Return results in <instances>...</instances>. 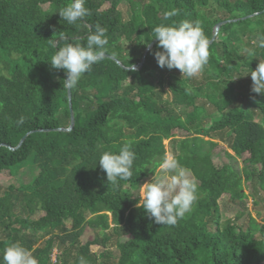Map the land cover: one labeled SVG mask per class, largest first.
<instances>
[{
	"label": "trees",
	"instance_id": "obj_1",
	"mask_svg": "<svg viewBox=\"0 0 264 264\" xmlns=\"http://www.w3.org/2000/svg\"><path fill=\"white\" fill-rule=\"evenodd\" d=\"M122 1L86 0L91 15L83 24L69 25L59 11L71 0H0V173L26 166L34 171L27 183L10 185L0 196V262L11 243L34 250L29 231L49 236L36 250L38 264H50L55 240L64 248L60 264H68L73 250L72 264L81 256L87 264H109L106 254L91 250L105 241L81 242L90 226L103 232L124 228L131 235L119 243L121 257L114 264H264V225L245 212L240 216L248 217L246 228L236 222L220 225L218 219L210 228L208 221L224 195L243 206L245 183L256 179L264 191V96L249 90L250 100L240 106L236 90V77L264 62V48L252 58L240 53L249 32L264 36V0H126L128 19L119 9ZM172 8L180 14L165 21L163 13ZM183 20L198 23L209 41L216 25L229 21L209 43L204 82L159 67L153 55L162 51L158 41L140 68L127 67L141 61L155 39L154 27ZM96 24L107 29V56L71 90L74 124L58 130L69 127L71 113L66 73L50 65L57 49L48 39L58 41L55 33L63 32L70 42L84 43ZM165 87L171 94L167 104L160 94ZM198 100L218 114L207 124L202 123L205 104ZM176 130L194 135L174 139V155L194 175L198 200L175 226L158 225L136 207L132 190L154 173L166 152L164 140ZM221 132L231 136L234 155L227 153L229 162L216 166L213 135ZM127 142L136 152L133 176L114 188L97 161ZM241 159L253 169L241 168ZM19 202L25 217L15 213ZM40 211L42 216L31 218Z\"/></svg>",
	"mask_w": 264,
	"mask_h": 264
},
{
	"label": "clouds",
	"instance_id": "obj_2",
	"mask_svg": "<svg viewBox=\"0 0 264 264\" xmlns=\"http://www.w3.org/2000/svg\"><path fill=\"white\" fill-rule=\"evenodd\" d=\"M179 14V9L172 8L163 13V18L168 21ZM59 15L67 24L76 25L83 24L91 11L86 7V0H71L59 11ZM152 32L158 41L157 47L162 48V51L153 53L159 67L178 69L187 79L203 72L210 56L209 40L198 23L183 20L170 25L162 24L154 27ZM55 34L59 36L58 41L48 39L49 45L57 49L49 63L57 70H64L67 78L63 80V87L70 91L107 52V29L96 24L88 29L87 36L83 38L86 42L75 44L63 32ZM252 44V47L245 48L249 58L256 56V47L264 48V36H259ZM127 67L135 71V66ZM250 76L252 92L264 95V62H259L255 70L250 71ZM23 120L21 117L18 123H23ZM135 159L136 152L132 150L131 142H127L118 153L104 152L97 162L106 173L108 184L118 188L121 181L132 178ZM158 169L160 176L144 183L135 194L138 197L136 207H142L145 214L158 225L175 226L192 211L198 200L199 186L190 170L182 166L172 153L162 157ZM0 264H38V261L28 249L14 242L4 249ZM77 264H87V261L81 256Z\"/></svg>",
	"mask_w": 264,
	"mask_h": 264
},
{
	"label": "rangeland",
	"instance_id": "obj_3",
	"mask_svg": "<svg viewBox=\"0 0 264 264\" xmlns=\"http://www.w3.org/2000/svg\"><path fill=\"white\" fill-rule=\"evenodd\" d=\"M104 7H108L106 4ZM119 9L122 11V15L124 19H128L131 14V7L126 0H123L119 6ZM257 39L255 33L249 32L246 37L244 38V43L241 45L240 53L243 56L247 55L245 51L246 47H252V42ZM259 47H256L258 49ZM171 72L176 73L178 75H182L178 69H170ZM195 81L198 83L204 82L205 78L203 74H199L197 77H194ZM236 85H237V93H240L239 99L237 104L242 106L245 105L251 98V93L249 90L252 89V80L250 76V72L247 69H244L243 72L236 77ZM252 92V90H251ZM160 94L162 97L163 104H167V102L171 99V94L165 87L164 90H160ZM257 96L256 93L253 92ZM264 96V95H262ZM201 104H205L206 113L202 118V123L207 124L210 117L216 118L218 114L214 110L213 106L209 103H205L202 100H198ZM176 111L183 113V109L176 107L175 105H170ZM257 121H260V116L256 117ZM191 137L194 135H190L188 132L184 130H176L173 133L171 138L164 140V145L166 149V153L175 154L178 152V147L174 142L176 138H183V137ZM208 140V138H205ZM213 141L217 143L216 148L213 150V163L216 166H221L224 163H228L227 153L234 155L232 150L230 149L231 144V136H229L226 132H221L218 134L213 135ZM239 166L241 168L245 166H249L247 162H243V160H239ZM259 168V166H255ZM250 170V166L248 167ZM34 173L33 169L29 166L23 167L19 171L9 173V172H2L0 173V196L4 194L7 188L10 185L18 187L20 183H27L31 178L32 174ZM160 176V172L158 167L155 169L154 173L151 174L149 177L145 178L141 184L132 190L133 196L138 199L135 194H138L140 186H142L146 182H151L153 177L158 178ZM244 192L247 194V198L243 200V206L240 204H235L227 195H224L220 198L218 202V209L217 211L208 219L209 227L213 228L215 225V220L220 221V225H225L229 222H236L239 225H242L244 228L248 226V217L240 216V213L245 212L247 215L251 216L259 225H264V191H262L257 183L256 179H253L251 182L244 184ZM24 204L23 202H19L15 209V213H22L23 217L26 214L23 212ZM44 214L43 211L36 212L32 215V219H37ZM68 225L71 224L70 221H67ZM29 238L34 242V250L31 252L32 256L36 259V250L42 248L44 246L45 241L49 238V236H45L41 233L32 234L31 232H27ZM258 236V234H256ZM98 237L100 241H105V245L103 243L100 244H93L91 246V250L97 254H106L104 256V260L107 261L109 264H114L120 257H121V249L119 248V243L127 241L131 235L124 229L120 228L118 230H109V231H101L94 229L90 226H87L85 229L84 234L81 236V242L85 243L90 239H94ZM79 244L77 245L78 248ZM52 254H51V261L50 264H60L58 262V257L64 252V248L61 244V241L55 240L52 242ZM74 256H76V250H73V254L70 257V261L68 264H72L74 262Z\"/></svg>",
	"mask_w": 264,
	"mask_h": 264
},
{
	"label": "water",
	"instance_id": "obj_4",
	"mask_svg": "<svg viewBox=\"0 0 264 264\" xmlns=\"http://www.w3.org/2000/svg\"><path fill=\"white\" fill-rule=\"evenodd\" d=\"M234 21H236V20H234ZM227 22H229V21H228V20H224V21L219 22V23L216 25L214 36H213L212 40L209 41V43H212V42L216 39V37H217V35H218V33H219V30H220L221 26H222L223 24L227 23ZM156 42H157V39L155 38V39H153V40L148 44V46L146 47V49H145V51H144V53H143V55H142L141 61H140L138 64L133 65V66H135V69H138V68H140V67L142 66V64H143L144 61H145V57H146L147 52L151 49V47L153 46V44L156 43ZM104 56H107V55L105 54ZM110 57L113 58L114 60H116V62H117L119 65L122 66V64H121V62H120L119 60H117V59H116L115 57H113V56H110ZM129 68H131V67H129ZM66 78H67V77H66ZM67 93H68L69 109H70V113H71L70 125H69V127H67V128H64V127L57 128L58 130H70V129L73 127V124H74L73 109H72V102H71V90H70V91L67 90ZM30 132H31V131L27 132V133H26V134L20 139L18 145H20V144L22 143V141L24 140L25 136H26L28 133H30Z\"/></svg>",
	"mask_w": 264,
	"mask_h": 264
}]
</instances>
